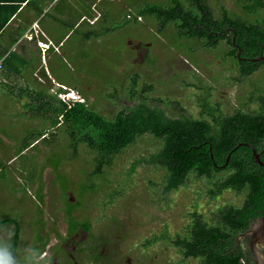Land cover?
<instances>
[{
    "label": "rangeland",
    "instance_id": "rangeland-1",
    "mask_svg": "<svg viewBox=\"0 0 264 264\" xmlns=\"http://www.w3.org/2000/svg\"><path fill=\"white\" fill-rule=\"evenodd\" d=\"M74 1L77 11L100 12L101 18L92 26L77 23L57 53L22 54V64L15 63L19 75L0 80V221L6 220L0 225L14 230L17 226L18 252L34 246L37 235L43 237L40 256L47 264H53V255H57L54 264H199V259H183L165 235H183L192 211L212 223L218 207L239 204L243 194L226 189L211 199L207 181L192 174L183 185L164 193L162 167L132 166L161 143L147 134L116 155L101 175L93 176L94 152L80 144L73 154L64 128L54 127L44 114V102L58 103L49 78L58 87L73 89L75 96L79 93L106 116L132 105L142 93L169 116L208 119L203 101L224 114L232 113L245 104L253 86L264 88V66L236 80L235 64L229 56L224 59L229 50L224 41L213 48L198 46L196 40L179 39L170 23L159 31L153 17L136 20L145 2L164 4V0H83L81 5ZM208 1L215 15L220 5L241 14L236 0ZM94 30L101 33L83 35ZM255 107L251 104L249 109ZM39 133L44 136L34 141ZM26 141L32 144L18 153ZM68 207L71 216L65 212ZM70 220L89 222L90 232L78 229L68 235ZM73 239L79 242L72 263L61 248L56 253L55 249ZM148 240L152 241L146 244Z\"/></svg>",
    "mask_w": 264,
    "mask_h": 264
},
{
    "label": "trees",
    "instance_id": "trees-1",
    "mask_svg": "<svg viewBox=\"0 0 264 264\" xmlns=\"http://www.w3.org/2000/svg\"><path fill=\"white\" fill-rule=\"evenodd\" d=\"M164 1V4L145 2L138 9L136 20L142 16L153 17L159 31L170 23L179 39L196 40L198 46L213 48L219 41H224L229 47L224 59L231 57L238 72L234 77L236 80L264 66V60H249L264 55V0H236L241 14L220 5L217 15L208 0ZM90 33L86 36L89 37ZM100 33V30H94L91 34L98 36ZM237 48L239 56L245 59L237 56ZM0 59L3 62L1 72L7 77L12 73L19 75L20 69L16 64H22L21 55L1 51ZM136 77L131 78L134 86ZM134 91L131 88L132 94ZM140 94L132 105L124 106L111 116L101 114L85 101L69 105L60 100L57 105L53 101L52 105L44 102V114L51 117L54 127L64 128L73 154L77 153L80 144L94 152V167L90 172L93 176L101 175L103 168L110 167L116 155L147 134L160 139L161 143L147 157L137 158L132 166L147 163L162 167L165 171L164 193L183 185L190 174L207 181V195L211 199L226 189L242 193L239 204L218 207L213 213L212 223L207 222L201 213L192 211L183 235L176 233L164 238L171 241L183 259H199V264H254L247 239L240 234L251 221L264 215V164L256 163L251 148L243 143L252 145L264 163V88L253 86L245 104L230 114H224L203 101V113L208 115V119L184 114L169 116L163 108L152 105L147 97ZM34 96L40 99L38 93ZM53 98L56 100V95ZM157 100L162 101L161 98ZM251 104L256 107L249 109ZM42 136L44 133L37 134L34 141ZM32 137L30 134L29 139ZM30 144L26 141L18 153ZM59 162L54 163L55 166ZM75 204L78 206L79 202ZM71 211L70 207L65 209L69 216ZM0 222L5 223L6 220ZM70 222L68 235L78 229L90 232L89 222ZM14 231L17 248V226ZM44 243L43 237L37 235L34 246L42 251ZM92 257L96 259V256Z\"/></svg>",
    "mask_w": 264,
    "mask_h": 264
},
{
    "label": "crops",
    "instance_id": "crops-1",
    "mask_svg": "<svg viewBox=\"0 0 264 264\" xmlns=\"http://www.w3.org/2000/svg\"><path fill=\"white\" fill-rule=\"evenodd\" d=\"M82 1L80 0V5ZM75 10L74 0H0V52H15L19 55L37 50L42 52L40 44L49 43L50 46L45 52L50 50L51 53H57L64 46L63 40L74 30L77 23L87 22L92 26L102 16L100 12L89 15L79 9L76 10L77 18H74ZM86 34L83 35L88 38ZM46 76L48 78L49 74ZM5 77L6 73L0 71V80ZM49 79V84L53 86V79Z\"/></svg>",
    "mask_w": 264,
    "mask_h": 264
},
{
    "label": "clouds",
    "instance_id": "clouds-1",
    "mask_svg": "<svg viewBox=\"0 0 264 264\" xmlns=\"http://www.w3.org/2000/svg\"><path fill=\"white\" fill-rule=\"evenodd\" d=\"M98 17V16H97ZM97 17L95 19H97ZM93 23L94 20H91ZM49 43L40 44L42 52H45L49 48ZM1 63L2 59L0 60ZM53 83V82H52ZM56 86V90H52L53 94L56 95V99L71 105L74 102H84V97H80L79 93H74L73 89H69L65 86L58 87L57 83L54 82L53 86ZM69 94V96L61 97L62 94ZM86 102V101H85ZM0 264H47L46 260H42L40 256V249L33 246L27 245L21 251L18 252L14 244V226H2L0 225Z\"/></svg>",
    "mask_w": 264,
    "mask_h": 264
},
{
    "label": "water",
    "instance_id": "water-1",
    "mask_svg": "<svg viewBox=\"0 0 264 264\" xmlns=\"http://www.w3.org/2000/svg\"><path fill=\"white\" fill-rule=\"evenodd\" d=\"M239 55H240V50L239 48H237V56L240 59H244L241 58ZM249 60H251L252 62L264 60V55H259L254 58H250ZM243 144L251 148L252 157L256 163L260 165L264 164L260 160V153H258L252 145L248 143H243ZM240 236H245L247 239V247L253 259V263L264 264V215L259 216L255 218L253 221H251L249 227L243 233H241Z\"/></svg>",
    "mask_w": 264,
    "mask_h": 264
},
{
    "label": "flooded vegetation",
    "instance_id": "flooded-vegetation-1",
    "mask_svg": "<svg viewBox=\"0 0 264 264\" xmlns=\"http://www.w3.org/2000/svg\"><path fill=\"white\" fill-rule=\"evenodd\" d=\"M78 242L79 241H77L75 239H73L71 241H65L62 244V246H60V247H58V248L55 249V253L58 252V251H60V248H61L62 249V253H64L65 256H66V258H69L72 261V263H73V261H75V255H74V253H75V250L78 248ZM52 259H53L52 263L54 264V262H56V260H57V255L56 256L53 255L52 256Z\"/></svg>",
    "mask_w": 264,
    "mask_h": 264
},
{
    "label": "built area",
    "instance_id": "built-area-1",
    "mask_svg": "<svg viewBox=\"0 0 264 264\" xmlns=\"http://www.w3.org/2000/svg\"><path fill=\"white\" fill-rule=\"evenodd\" d=\"M0 67H1V62H0Z\"/></svg>",
    "mask_w": 264,
    "mask_h": 264
}]
</instances>
